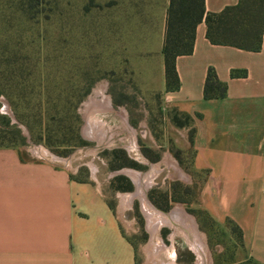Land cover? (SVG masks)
<instances>
[{
    "label": "rangeland",
    "instance_id": "1",
    "mask_svg": "<svg viewBox=\"0 0 264 264\" xmlns=\"http://www.w3.org/2000/svg\"><path fill=\"white\" fill-rule=\"evenodd\" d=\"M161 8V0H0V127L6 120L12 127L3 134L10 141L6 144L51 158L77 178L97 183L134 247L136 264H198L179 226L162 223L151 233L140 196L124 201L138 190L132 170L143 178L153 168L157 171L143 190L146 203L167 214L176 206L177 218L183 209L204 239L205 264L252 261L238 252L235 229L201 214L196 179L172 150L173 155L167 152L178 147L180 138L163 118L160 92L146 89L158 81L157 54L137 55L148 16L155 23L149 48L157 50ZM152 70L155 82L147 76ZM99 88L100 96L95 95ZM102 95L112 99L113 110L94 106V118L106 127L95 123L99 126L88 135L83 118H91L95 108L86 112V99ZM120 113L128 115V124ZM151 138L162 146L154 148ZM150 149H158L160 159L150 162L157 156ZM121 169L125 173H114Z\"/></svg>",
    "mask_w": 264,
    "mask_h": 264
},
{
    "label": "crops",
    "instance_id": "2",
    "mask_svg": "<svg viewBox=\"0 0 264 264\" xmlns=\"http://www.w3.org/2000/svg\"><path fill=\"white\" fill-rule=\"evenodd\" d=\"M238 1L204 0V8L218 12ZM161 2L158 48H149L155 23L148 16L138 36L145 42L138 44L137 55L147 59L157 54L158 81L153 70L148 72L150 82L157 83H148L146 89L160 92L163 118L180 138L178 147L167 152L172 150L179 165L196 179L201 214L216 224L236 226L242 259L264 264V34L255 51L212 44L200 21L192 51L174 59L178 85L168 89L161 52L168 0ZM208 69L226 84L221 98H204ZM89 98L86 112L106 105L100 98ZM111 101L107 105L113 110ZM125 119L129 121L128 115ZM83 121L90 135L87 114ZM150 140L154 148L162 146ZM150 151L157 155L150 162L160 159L158 149ZM134 196H140L138 190L126 195L125 202ZM109 203L90 178L79 179L66 166L25 147L0 145V264H136L134 247ZM177 213L175 206L168 215ZM177 221L186 230L194 226L181 207Z\"/></svg>",
    "mask_w": 264,
    "mask_h": 264
},
{
    "label": "trees",
    "instance_id": "3",
    "mask_svg": "<svg viewBox=\"0 0 264 264\" xmlns=\"http://www.w3.org/2000/svg\"><path fill=\"white\" fill-rule=\"evenodd\" d=\"M200 21L205 24V37L210 43L255 51L260 48L261 37L264 34V0H239L237 4L226 6L218 12H207L204 0H168L161 49L165 85L168 89L176 88L178 85L174 59L177 55L189 54L192 51L194 29ZM225 89L226 84L216 78L212 69H208L203 86L204 98H221L225 94ZM8 126L6 120L5 126L0 127V145L8 146L7 140L10 142L3 135L8 133V128H12ZM15 131L19 134L18 129ZM19 137L22 141L20 134ZM129 166L137 167L135 163ZM228 224L237 231L241 246L237 227ZM237 264L259 263L243 261Z\"/></svg>",
    "mask_w": 264,
    "mask_h": 264
},
{
    "label": "bare ground",
    "instance_id": "4",
    "mask_svg": "<svg viewBox=\"0 0 264 264\" xmlns=\"http://www.w3.org/2000/svg\"><path fill=\"white\" fill-rule=\"evenodd\" d=\"M98 93H100V94H98ZM101 89L99 88V89H97L96 91H95V95H97L98 94V96H100L101 95ZM99 99V98H98ZM100 99H102L103 101H104V103H106V104H108L109 103V101H108V99H106L103 95H102V98H100ZM89 100V99H88ZM101 100V101H102ZM98 102H100V101H98ZM95 107L93 106V107H90L89 109H94ZM98 112V110H97V108H95V110L92 112V116H91V118L89 117L88 118V127H87V129H90V128H93V127H96V126H94V124L95 123H98V124H103V127H106L105 126V123L104 122H102V121H100L99 119H96V118H94V116L93 115H95V113L96 112ZM96 116V115H95ZM122 116H123V118L125 117V115L122 113ZM99 126V125H98ZM101 128V127H100ZM91 131V130H90ZM92 134V133H91ZM93 135V134H92ZM107 135V134H106ZM104 138V137H103ZM106 138V137H105ZM37 149V148H36ZM37 151H39V152H43L44 153V155L45 154H48V152L46 151V150H44V149H37ZM38 152V153H39ZM53 156V155H52ZM54 157V156H53ZM54 158H57L58 160H61V158H59V157H54ZM125 171V170H124ZM131 171V170H130ZM129 171V172H130ZM156 170L154 169L153 171H151V172H149V174H147L146 176H143V178H141L140 179V176L142 175V174H139V173H137V172H135V171H132L133 173L131 174L132 176H133V179H135V177H134V175H137L138 177L136 178V181H137V179H138V181L139 182H137L138 183V192H139V194H140V199H141V202L143 203V211L146 213V216H147V220H148V225H147V227H148V229L150 230V232L151 233H153L154 231H155V229H156V227L158 226V225H160V224H162V223H168L169 224V226L171 227V226H179L180 227V230H181V232H183V235H184V238H185V240H186V243L188 244V246H189V248L192 250V252L194 253V255H195V257H196V261H197V263L198 264H205L206 263V261H207V258H208V253H207V249H206V247H205V244H204V239H203V237H202V235H199L196 231H195V229H194V226L193 225H189V226H186V228H187V230L186 229H184L185 228V225L184 224H182V223H180L179 221V224L178 223H175V222H173V221H175V220H177L178 218H177V216H171L172 218H174V219H172V218H170L169 217V215L168 214H165V213H163V212H161V211H158V210H155V209H153L152 210V206L150 207V205H148L147 203H146V200H145V198L143 197L144 195H143V191H142V187H146V186H148L149 184H150V181H151V179H152V177L154 176V172H155ZM175 171H176V169H175ZM177 172H178V170H177ZM136 193V192H135ZM134 193V194H135ZM125 201V200H124ZM171 219L173 220V221H171ZM175 235V234H174ZM183 237V236H182ZM159 238V237H158ZM153 239H154V237H153ZM153 243H154V241H153ZM160 248H162L161 246H160V244L158 245ZM157 245H154L153 247H154V249L155 250H157V251H159L158 249H159V247H158ZM164 249V248H163Z\"/></svg>",
    "mask_w": 264,
    "mask_h": 264
},
{
    "label": "water",
    "instance_id": "5",
    "mask_svg": "<svg viewBox=\"0 0 264 264\" xmlns=\"http://www.w3.org/2000/svg\"><path fill=\"white\" fill-rule=\"evenodd\" d=\"M114 173H115V174H121V173H125V172H124V169H121V170H118V171H116V172H114ZM171 210H172V209H171ZM171 210H170V211H171Z\"/></svg>",
    "mask_w": 264,
    "mask_h": 264
},
{
    "label": "flooded vegetation",
    "instance_id": "6",
    "mask_svg": "<svg viewBox=\"0 0 264 264\" xmlns=\"http://www.w3.org/2000/svg\"><path fill=\"white\" fill-rule=\"evenodd\" d=\"M154 169L157 171V169H156V168H153V169H152V171H153ZM158 211H159V210H158ZM161 212H163V211H161Z\"/></svg>",
    "mask_w": 264,
    "mask_h": 264
},
{
    "label": "built area",
    "instance_id": "7",
    "mask_svg": "<svg viewBox=\"0 0 264 264\" xmlns=\"http://www.w3.org/2000/svg\"><path fill=\"white\" fill-rule=\"evenodd\" d=\"M37 156V155H36ZM44 157V156H43Z\"/></svg>",
    "mask_w": 264,
    "mask_h": 264
}]
</instances>
